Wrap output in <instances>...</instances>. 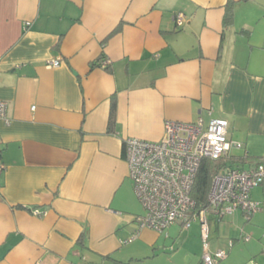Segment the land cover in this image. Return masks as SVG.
<instances>
[{
	"label": "crops",
	"instance_id": "1",
	"mask_svg": "<svg viewBox=\"0 0 264 264\" xmlns=\"http://www.w3.org/2000/svg\"><path fill=\"white\" fill-rule=\"evenodd\" d=\"M0 101V264H204L199 222L139 230L124 141L222 119L233 167L264 163V0H0ZM251 198L210 221L220 264H264Z\"/></svg>",
	"mask_w": 264,
	"mask_h": 264
},
{
	"label": "built area",
	"instance_id": "2",
	"mask_svg": "<svg viewBox=\"0 0 264 264\" xmlns=\"http://www.w3.org/2000/svg\"><path fill=\"white\" fill-rule=\"evenodd\" d=\"M175 21L181 27L185 16L178 13ZM61 64L59 59L48 63L54 68ZM108 65L109 61H104L101 66ZM7 111V104L0 101V121L9 122ZM230 128L229 121L222 119L212 120L208 125L202 119L195 123L168 121L160 141L136 138L124 141L129 178L145 211L136 219L139 230L150 229L161 234L177 223L188 229L193 222H199L207 251L204 264H220L228 256L223 250L208 252L211 220H221L237 211L248 218L260 210L251 193L264 184V163L249 170L233 166L222 169L212 181L207 206L196 209L192 190L203 160L228 158L233 149L240 148L230 137ZM4 169L0 153V175ZM39 214L34 212L36 216Z\"/></svg>",
	"mask_w": 264,
	"mask_h": 264
},
{
	"label": "trees",
	"instance_id": "3",
	"mask_svg": "<svg viewBox=\"0 0 264 264\" xmlns=\"http://www.w3.org/2000/svg\"><path fill=\"white\" fill-rule=\"evenodd\" d=\"M232 15L228 16V22L231 21ZM100 58L96 63H100L102 59ZM95 66V65H94ZM106 70L110 69V65L105 67ZM115 115H116V101L112 100V113L110 119V127H113L115 124ZM234 157L222 158L218 161H212L209 159L203 160L200 169L196 175V180L192 190V198L196 202V209H201L206 207L208 204V195L211 190V185L214 177L222 169L228 166H234L237 160Z\"/></svg>",
	"mask_w": 264,
	"mask_h": 264
},
{
	"label": "rangeland",
	"instance_id": "4",
	"mask_svg": "<svg viewBox=\"0 0 264 264\" xmlns=\"http://www.w3.org/2000/svg\"><path fill=\"white\" fill-rule=\"evenodd\" d=\"M140 205H141V203H140ZM141 208H142V214L144 215L145 211H144V208L142 207V205H141ZM199 224H200V223H199ZM162 244H164L165 247H167V243L164 242V238H163V240H162ZM165 247H163L164 255H171V254H172L171 248L169 249V248H165ZM160 255H161V254H160ZM152 261H153V260H151V261H148V260H147V262H146V261L139 262V263L136 262V263H134V264H142V263H144V264H153ZM154 264H156V263H154ZM157 264H159V263H157Z\"/></svg>",
	"mask_w": 264,
	"mask_h": 264
}]
</instances>
